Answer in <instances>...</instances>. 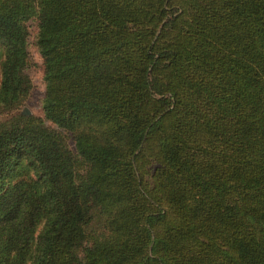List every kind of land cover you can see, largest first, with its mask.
Masks as SVG:
<instances>
[{
    "label": "trees",
    "instance_id": "16d2710c",
    "mask_svg": "<svg viewBox=\"0 0 264 264\" xmlns=\"http://www.w3.org/2000/svg\"><path fill=\"white\" fill-rule=\"evenodd\" d=\"M0 115V264H264V0H0Z\"/></svg>",
    "mask_w": 264,
    "mask_h": 264
},
{
    "label": "rangeland",
    "instance_id": "374dc122",
    "mask_svg": "<svg viewBox=\"0 0 264 264\" xmlns=\"http://www.w3.org/2000/svg\"><path fill=\"white\" fill-rule=\"evenodd\" d=\"M25 24L28 31L27 50L31 62L30 65L27 67L26 72L30 78L32 86L29 94L24 99V101L19 105L16 111H20L22 110V108H25L29 112V114L41 117L45 125L53 129L60 130L64 135L68 146L74 149L71 134L64 129L57 128L56 125H54L49 120L44 119L43 117L41 110V98L44 92V81L42 78V66H41L42 60L38 52L37 46L35 44L36 20L34 17L28 18ZM2 117L3 115H0V118ZM89 223L90 224L88 228L98 227V222L96 219H92Z\"/></svg>",
    "mask_w": 264,
    "mask_h": 264
},
{
    "label": "water",
    "instance_id": "95a60500",
    "mask_svg": "<svg viewBox=\"0 0 264 264\" xmlns=\"http://www.w3.org/2000/svg\"><path fill=\"white\" fill-rule=\"evenodd\" d=\"M20 113H22V114H29V112L25 108H22V110H20Z\"/></svg>",
    "mask_w": 264,
    "mask_h": 264
}]
</instances>
